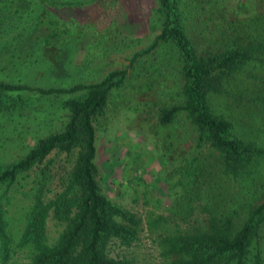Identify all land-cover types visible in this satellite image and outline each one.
Here are the masks:
<instances>
[{
    "label": "trees",
    "instance_id": "1",
    "mask_svg": "<svg viewBox=\"0 0 264 264\" xmlns=\"http://www.w3.org/2000/svg\"><path fill=\"white\" fill-rule=\"evenodd\" d=\"M248 1L241 0L247 9ZM156 2L151 24L159 26L160 33L150 46L135 54L126 69L110 72L100 82L89 83L83 72L90 62L76 56L85 55L87 48L59 44L65 34L70 41H83L85 34L79 31L61 33L57 27L48 36L37 35L34 43L22 32L17 36L19 42L9 48H14V57L26 54L27 60L18 63L13 57L3 67L16 73L13 78L0 79L2 116L14 119L29 114L35 97L51 101L52 97L70 96L61 103L67 117L62 131L40 139L25 158L0 165L1 199L45 164L25 194L32 206L20 246L28 249L33 264H128L111 258L106 246L111 241L131 246L143 230V221L113 203L100 188L96 123L107 113L113 92L124 88L130 78H147L144 87H158V97L167 99L168 106L159 110L161 126H179L185 133L195 134L197 153L189 170H199V160L202 170L209 169L204 164L205 149L221 178L231 184L250 178L251 170L264 162V12L257 11L246 19H226L225 10L216 4L222 0H199L200 7L197 0ZM258 2L264 8V0ZM64 5L70 8L73 4ZM202 11L206 20L200 18ZM73 15L61 17L72 19ZM197 18L200 26L194 24ZM193 31L207 40V45L195 43ZM36 48L48 57L35 59ZM40 69L64 82L34 86L32 77ZM56 150L75 155V161L53 197L46 161ZM262 179L264 185V174ZM239 195L224 200L233 204L230 213L213 214L200 226L186 218L185 228L177 221L173 227L163 217L148 222L151 231L163 232L166 255L177 258L171 264H264V251L257 242L264 227V203L251 209ZM51 213L68 224L54 247L47 242ZM7 224L0 211V237Z\"/></svg>",
    "mask_w": 264,
    "mask_h": 264
},
{
    "label": "rangeland",
    "instance_id": "2",
    "mask_svg": "<svg viewBox=\"0 0 264 264\" xmlns=\"http://www.w3.org/2000/svg\"><path fill=\"white\" fill-rule=\"evenodd\" d=\"M258 1L249 0L248 9L241 0H222L216 4L225 10L226 19L232 16L246 19L257 11L258 14L264 12ZM156 3V0H0V79L13 78L16 73V70L11 72L3 67L14 57V48H9L19 42V33L26 32L25 38L34 43L37 35L48 36L58 27L61 33L71 30L85 34L81 42L70 41L69 34H65L59 44L87 48L85 55L79 53L76 56L90 62L83 72L89 83L100 82L110 72L126 69L135 54L153 43L160 33L159 26L151 24ZM199 3L197 0L196 6L200 7ZM64 4L73 5L67 8ZM67 13L74 14L72 19L61 17ZM201 13L203 17L200 18L206 20L205 13ZM200 18L194 24L200 26ZM195 31H200L199 27H195ZM196 33H192L195 43L207 45V40ZM39 43L35 42L36 46ZM25 55L17 53L14 59L21 63L27 60ZM42 56L48 57L36 48L34 58ZM32 78L34 86L64 82L50 78L41 69ZM146 79L130 78L124 88L115 90L107 113L96 123L97 181L113 203L143 221V230L131 246L111 241L106 246L108 255L128 264H171L177 258L166 255L163 232L151 231L148 222L163 217L171 226L174 227L177 221L185 228L183 219L186 218L191 224L200 226L213 214L230 213L233 204H225L224 200L236 193L240 194L238 198L245 206L254 209L264 203V162L258 169L251 170L250 178L231 184L221 178L220 170L214 167L215 161L213 163L208 155L210 151L205 149L204 164L210 166L209 169L202 170L199 160L196 165L199 170L197 167L189 170L197 153L195 134H187L179 126L159 124V110L167 107L168 101L158 97V87L150 90L144 87L148 83ZM69 97H52L51 101L35 97L34 105L28 111L30 116L25 114L9 119L0 114V165L25 158L40 139L62 131L67 117L61 103ZM74 157L58 150L48 157L46 163L50 167L47 170L51 173L50 189L53 191L50 196L60 192L61 180L72 170ZM44 165L34 169L36 171L22 181L17 190L13 186L0 199V211L4 212L8 222L3 237H0V264H33L28 249L20 246L26 216L32 206L25 194ZM3 192L4 189H0V194ZM67 227V223L57 220L51 213L46 225L48 245H57ZM257 242L264 251V227Z\"/></svg>",
    "mask_w": 264,
    "mask_h": 264
}]
</instances>
